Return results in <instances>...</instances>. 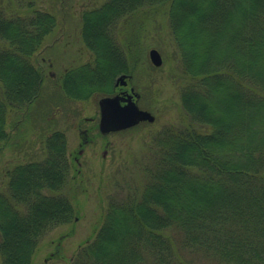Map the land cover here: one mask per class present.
<instances>
[{
  "label": "trees",
  "instance_id": "obj_1",
  "mask_svg": "<svg viewBox=\"0 0 264 264\" xmlns=\"http://www.w3.org/2000/svg\"><path fill=\"white\" fill-rule=\"evenodd\" d=\"M18 1L23 11L15 14L0 7L5 143L9 115L42 96L35 56L57 27L55 14ZM145 7L167 15L188 121L155 134L145 182L110 199L92 240L66 264H200L197 255L264 264V0H106L82 14L93 60L65 71L60 88L74 101L113 95L116 78L136 66L133 41L119 26ZM44 150L43 159L10 168L0 188L4 264H32L42 237L75 216L65 191L75 175L65 134H49Z\"/></svg>",
  "mask_w": 264,
  "mask_h": 264
},
{
  "label": "rangeland",
  "instance_id": "obj_2",
  "mask_svg": "<svg viewBox=\"0 0 264 264\" xmlns=\"http://www.w3.org/2000/svg\"><path fill=\"white\" fill-rule=\"evenodd\" d=\"M33 1L38 9L57 16V27L35 56L45 76L42 96L28 110L9 115L10 138L6 143L0 141V188L5 186L10 168L44 158L45 138L49 134L54 131L65 134L67 154L75 169L65 191L76 210L74 218L78 217L42 237L32 264H66L80 246L92 240L102 225L110 199L120 198L145 182L144 170L153 160L151 141L155 134L166 125L188 121L180 99L184 78L166 13L160 7H145L133 14L119 26L121 38L127 35L133 41L129 47L136 60L126 89L134 87L140 96L137 104L151 112L155 121L105 135L100 133L99 100L103 96L71 100L61 90L60 79L65 71L93 60L81 34L82 14L106 0ZM22 6L18 0H0V7L9 14L20 12ZM152 49L163 58L159 67L150 60ZM1 92L0 84V95ZM85 130L87 142L83 137ZM184 253L181 251V257L187 262ZM195 259L200 264H220L208 256L197 255ZM0 264H4L1 254Z\"/></svg>",
  "mask_w": 264,
  "mask_h": 264
},
{
  "label": "water",
  "instance_id": "obj_3",
  "mask_svg": "<svg viewBox=\"0 0 264 264\" xmlns=\"http://www.w3.org/2000/svg\"><path fill=\"white\" fill-rule=\"evenodd\" d=\"M149 57L154 66L162 65V56L156 49L150 50ZM126 77V75L119 76L116 85H126ZM134 97L138 98V95L133 92L132 94L105 96L99 100V130L101 133L107 134L112 131L132 128L141 122L152 123L155 121V116L151 112L141 109L133 99Z\"/></svg>",
  "mask_w": 264,
  "mask_h": 264
},
{
  "label": "flooded vegetation",
  "instance_id": "obj_4",
  "mask_svg": "<svg viewBox=\"0 0 264 264\" xmlns=\"http://www.w3.org/2000/svg\"><path fill=\"white\" fill-rule=\"evenodd\" d=\"M127 86H124V87L118 86L117 88H115L116 93H121V94L122 93H125V94H127V89H126ZM129 92H130V90H129ZM84 140H85V142L89 141L88 134H87V130L84 133Z\"/></svg>",
  "mask_w": 264,
  "mask_h": 264
}]
</instances>
